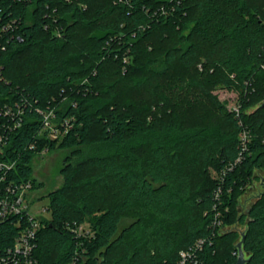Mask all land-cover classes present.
<instances>
[{
    "label": "trees",
    "instance_id": "16d2710c",
    "mask_svg": "<svg viewBox=\"0 0 264 264\" xmlns=\"http://www.w3.org/2000/svg\"><path fill=\"white\" fill-rule=\"evenodd\" d=\"M0 30V105L25 113L6 146L19 178L41 187L44 149L79 158L49 194L39 264L77 250L81 264H176L200 239V264H237L243 235L247 264H264V194L240 205L264 184V0H0ZM49 109L71 120L62 143L39 137ZM73 223L93 233L80 249ZM15 235L3 224L0 248Z\"/></svg>",
    "mask_w": 264,
    "mask_h": 264
},
{
    "label": "built area",
    "instance_id": "2783aa9c",
    "mask_svg": "<svg viewBox=\"0 0 264 264\" xmlns=\"http://www.w3.org/2000/svg\"><path fill=\"white\" fill-rule=\"evenodd\" d=\"M230 108L239 116V106L234 104ZM24 114V108L19 105H0V227L8 223L17 229V235L11 244L0 248V264H39L36 251L40 232L45 226L44 221L47 220L34 208L33 194L36 190H34L33 181L19 178L17 161L11 158L12 153H6L8 141L13 133L22 127L21 118ZM40 114L42 125L39 137L62 143L73 127L71 120H59L53 109L40 111ZM243 140L246 143V133ZM29 148L34 149L35 143ZM46 152L48 150L44 149L42 154ZM241 160L242 157L238 159V162ZM216 197H219V193ZM214 226H221L218 217ZM66 228L75 236L79 249L84 239H90L93 236L92 231L85 224H67ZM224 230L228 228H222L221 231L224 232ZM205 244V239L196 241L180 253V259L176 264H200L199 255L204 250ZM233 255L239 257V249ZM81 261V252L77 250L69 264H81Z\"/></svg>",
    "mask_w": 264,
    "mask_h": 264
},
{
    "label": "rangeland",
    "instance_id": "374dc122",
    "mask_svg": "<svg viewBox=\"0 0 264 264\" xmlns=\"http://www.w3.org/2000/svg\"><path fill=\"white\" fill-rule=\"evenodd\" d=\"M215 94H217L223 101H227L230 107L235 104L236 96L234 93L225 89H218ZM89 151L85 152V157H89L90 154H102L100 153V150H93L95 153ZM70 153L71 150L69 149H55L42 154V157L37 156L33 162V175L38 183L41 184V187L33 194L34 208L47 220L51 218V215L47 210L50 201L49 194L60 189L64 184V177L61 174V170L66 165L68 166V163H76L79 159L76 157H70V159H67L66 157L69 156ZM213 175L215 176L214 173ZM256 175L259 176L261 173L258 171ZM252 184L253 186L240 201L243 210H247L250 205L253 204L262 193H264V184L262 181L255 180Z\"/></svg>",
    "mask_w": 264,
    "mask_h": 264
},
{
    "label": "water",
    "instance_id": "95a60500",
    "mask_svg": "<svg viewBox=\"0 0 264 264\" xmlns=\"http://www.w3.org/2000/svg\"><path fill=\"white\" fill-rule=\"evenodd\" d=\"M262 194H264V193H262ZM252 205L253 204H251L250 209H251ZM250 209H248V213L250 212ZM51 227H53V225H51ZM244 238H245V235H243V239L238 244L239 257H238L237 264H247V262H248L247 254L244 253L243 247H242Z\"/></svg>",
    "mask_w": 264,
    "mask_h": 264
},
{
    "label": "crops",
    "instance_id": "0c3cea01",
    "mask_svg": "<svg viewBox=\"0 0 264 264\" xmlns=\"http://www.w3.org/2000/svg\"><path fill=\"white\" fill-rule=\"evenodd\" d=\"M251 206V205H250Z\"/></svg>",
    "mask_w": 264,
    "mask_h": 264
}]
</instances>
